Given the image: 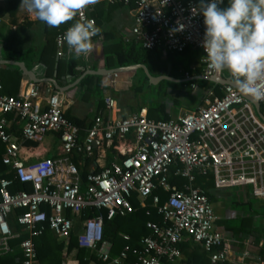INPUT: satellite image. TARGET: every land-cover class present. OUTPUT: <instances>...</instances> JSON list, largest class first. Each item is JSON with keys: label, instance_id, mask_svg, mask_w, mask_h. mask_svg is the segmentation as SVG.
<instances>
[{"label": "built area", "instance_id": "built-area-1", "mask_svg": "<svg viewBox=\"0 0 264 264\" xmlns=\"http://www.w3.org/2000/svg\"><path fill=\"white\" fill-rule=\"evenodd\" d=\"M100 2L132 5L134 23L130 32L143 48L160 47L170 52L198 48L203 75H217L208 68L201 46L205 24L200 0ZM88 19L95 20L86 9L72 23ZM72 23L55 36L57 56L68 52L63 35ZM115 76L113 72L111 82ZM184 77L189 78L188 72ZM190 85L195 87V83ZM219 90L220 94L209 90L195 110L171 119H152L144 111L124 117L95 116L82 139L78 126L64 115L57 91L46 97L44 107L37 84L30 80L16 95L0 93L1 161L13 174L7 177L0 171V257L12 253L15 246L11 240L25 233L18 244L21 264H34V237L48 228L66 243L75 222L80 221L81 229L75 233L78 246L96 251L106 264H170L181 257L180 244L185 239L201 245L212 263L227 260L226 239L214 226L217 216L206 190L196 184V177L211 176L217 189L238 188L264 199V121L234 86L222 84ZM104 103L111 114L117 110L113 98L106 96ZM258 103L264 115V101ZM9 120L20 125L19 135L10 131ZM48 133L58 134L60 156L28 160L21 154L26 141L39 144ZM115 139L124 142V147L117 149L121 157L89 172L82 181L69 161L70 154L75 151L91 156L94 141L111 145ZM171 175L183 179L179 187L171 188ZM15 182L30 188L12 190ZM157 189L167 192L164 200H160ZM132 194L142 205L149 199V206L161 221L147 220L145 226L150 233L139 239L138 246L127 242L111 255V244L103 238L104 218L135 210ZM88 211L96 213L83 217ZM11 215L18 228L11 225ZM120 235L125 241L130 239L127 233Z\"/></svg>", "mask_w": 264, "mask_h": 264}, {"label": "crops", "instance_id": "crops-1", "mask_svg": "<svg viewBox=\"0 0 264 264\" xmlns=\"http://www.w3.org/2000/svg\"><path fill=\"white\" fill-rule=\"evenodd\" d=\"M5 1L0 0V6L5 5ZM20 4L21 0L12 13L2 12L0 14V60L21 61L26 69L35 72L37 77L44 78L45 81H32L38 86L41 105L44 107L46 97L57 91L63 101L64 115L74 124L77 123L81 139L86 135L95 116L124 117L134 112L144 111L147 117L152 119H156L157 114L161 113H165L166 118L171 119L182 112L195 110L203 102L209 90L217 94L216 88L220 92L219 88L223 83L204 78L200 51L192 47H188L184 52L160 49L157 55L150 53L145 60L134 63L144 64L152 77H167H162L157 81L150 80L143 68L137 66L114 71L116 76L113 82L110 81L113 72L102 74L91 72L90 70L100 72L112 67L134 65H120L116 63L115 58L116 50L130 44H135V46L139 44L133 40L130 32L134 23L132 5L99 2L90 6L87 13L94 17L96 25L101 28L102 32L93 38L94 50L77 57L70 55L69 52L63 56L56 54L55 36L72 21L59 27H49L33 19L20 8ZM176 54H181L184 60L175 59ZM71 61L72 67L69 65ZM185 72H188L189 78L184 77ZM90 75L92 77L86 78ZM215 76L223 79L228 77L220 74ZM49 78L65 88L55 89L53 83L48 81ZM0 79L2 83L0 93L10 95H16L24 82L30 80L18 66L2 62H0ZM195 80L201 81L195 82ZM102 81L106 86H102ZM190 83H195V87H191ZM187 90H190L193 95V98L188 100L191 106L194 105L193 108L188 110L182 107L177 108L175 105L181 101V97ZM106 96L113 98L116 102L117 110L112 114L105 106ZM9 124L12 125L9 126L10 131L19 135L20 125L11 120ZM96 142L91 156H84L75 151L69 156V161L74 164L81 179L83 173L87 175L91 171H98L101 166L108 164L113 158L121 157L117 149H122L124 142L117 139L111 145H106L104 141L96 140ZM59 143L56 133H48L39 144L26 141L20 151L23 156H28V160L40 157L57 158L61 153ZM6 169L7 173H11L7 167ZM213 192L217 196V199L211 202L216 205L217 219L214 225L216 230L219 231L217 221H220L221 217L227 220L234 218L240 220L239 225L230 227V229H228L229 226L228 228L221 226L225 234L220 233L225 237L228 245V259L218 262L260 264L264 261L259 256L260 248L264 249V238L260 236L259 228L264 226V217L254 212L255 209L251 202L247 203L250 200L249 192H240L243 196L242 200L233 201L232 205L225 202L224 190ZM234 204H241L240 210L234 209ZM77 222L73 230L74 234L81 229L80 221ZM249 226L251 232L245 231ZM120 234L122 232H119ZM53 236L57 238L54 234ZM106 241L111 244L110 241ZM183 242L194 243L189 239ZM181 252V257L176 261L180 264L185 261V253L187 254L183 250ZM244 252L247 254L241 261L240 258L243 257ZM92 263L96 262L89 261L85 264ZM210 263L214 264L211 261ZM62 264H78L77 248L74 247L69 252L63 251Z\"/></svg>", "mask_w": 264, "mask_h": 264}, {"label": "clouds", "instance_id": "clouds-1", "mask_svg": "<svg viewBox=\"0 0 264 264\" xmlns=\"http://www.w3.org/2000/svg\"><path fill=\"white\" fill-rule=\"evenodd\" d=\"M99 2L21 0L20 8L49 27H59ZM199 11L204 16L201 46L208 68L215 74L227 75L240 94L254 102L264 101V0H228L224 8L218 6V0H200ZM101 32L93 19L76 20L65 31L63 40L69 54L79 57L94 50L92 38ZM101 84L106 86L104 81Z\"/></svg>", "mask_w": 264, "mask_h": 264}, {"label": "trees", "instance_id": "trees-1", "mask_svg": "<svg viewBox=\"0 0 264 264\" xmlns=\"http://www.w3.org/2000/svg\"><path fill=\"white\" fill-rule=\"evenodd\" d=\"M19 1L20 0H6L5 5L0 6V14L2 12H7L9 14L12 13ZM222 2L218 3V6L224 8L225 5H222ZM160 49H161L160 47H156L155 49H152V51H150L148 49L143 48L140 43L137 46H135V44H130L125 48L116 50V55H115V58L117 60L116 63L120 65L139 63L145 60V58L150 53H154L155 55H157ZM187 49L188 48H185L183 52ZM199 51L201 56L202 52L200 49ZM69 65L70 67L73 66L72 61L71 63H69ZM89 77L92 76L91 75L86 76V78ZM196 81L198 82L201 80H195V82ZM215 90L217 94H220V92L216 88ZM10 117L11 116L9 115L8 118ZM166 117L167 115L165 113H161V114H157L156 119H167ZM3 149H4L3 144L0 142V171L4 172V175L7 177H13V174L6 172L7 171L6 166L1 161L3 155ZM85 177H86V173H83L82 175L83 181H85ZM182 180L183 179L176 178L171 175L169 178L171 188L173 189V187H179ZM196 184L200 185L206 190L210 202L215 201L217 199L216 196L217 192L215 191L216 192L215 193L213 191L221 190V189H217L214 187L211 176H209L208 178L203 176H197ZM84 186L85 183L83 182L82 188H84ZM23 187L26 189L30 188L28 184H19L18 182H15L14 186L12 187V190ZM156 193L159 194L161 201L164 200L167 196V192H165L163 189H157ZM130 201L132 206L135 208V210H133L132 212L126 213L125 215H115L110 219L104 218L103 238L111 242V247H110L111 255L118 253L123 247V245L127 242L131 246H138L139 239L142 236L150 233L149 229L145 226V222L147 220L161 221V217L158 214H156L155 209L149 206V199H146L144 201L145 205H142L140 200L137 198L136 194H132V196L130 197ZM247 203H250V200H248ZM252 209L253 208H251V210ZM16 212H19V210H17ZM95 213L96 211L93 212L88 211L82 216L85 217ZM261 215L264 217V213H261ZM10 219L13 228H18V226L14 222V215H11ZM228 229H230V227ZM245 231L251 232L250 226L248 227V230ZM119 232L129 234L130 239L128 241H125L121 237V235H119ZM260 233H261L260 236L264 238V231H261ZM24 237H26L25 233L21 234L19 238L11 240V244L15 246V249L12 253L1 256L0 264H12L17 260V258L19 260L18 261L19 264H21L22 254L20 248L18 247V244L19 241ZM33 243L36 250L37 264H62L63 251L69 252L74 247L77 248L78 264H85L89 261H94L97 264H106V262L98 258L96 251L78 246L76 235L73 232L70 234V237L67 240V242L64 243L58 240L57 238H55L52 234V231H50L47 228L41 235L33 238ZM180 248L184 252H187V254L185 253L186 256L185 261H182L183 264H193V263L211 264L209 261V257L207 255L208 253L198 243L183 242L180 244ZM129 256L133 259L132 255ZM259 256L261 257V259L264 260V249L260 248ZM170 264H180V262L179 263L173 262ZM214 264H224V262H215Z\"/></svg>", "mask_w": 264, "mask_h": 264}, {"label": "rangeland", "instance_id": "rangeland-1", "mask_svg": "<svg viewBox=\"0 0 264 264\" xmlns=\"http://www.w3.org/2000/svg\"><path fill=\"white\" fill-rule=\"evenodd\" d=\"M222 5H225V7H227L228 6V0H223ZM175 59H179L182 61L184 60L181 54H176ZM190 98H193V95H192L190 90H187V91H185L184 95L181 97V101L179 103H177L175 106L177 108L182 107L183 109H187V110L190 108H193L194 105L191 106L192 104L190 105L189 101H188ZM240 192H241V190H238V188H225L224 189L225 198H226L225 202L227 204L232 205L233 201L236 202L239 199L242 200L243 196L241 195L242 192L241 193ZM249 198H250L251 205L255 209L254 212L259 213L260 215H261V213H264V200L252 197L251 195L249 196ZM211 205L214 208V211L216 213V205L214 203ZM234 206H235L234 209L240 210L241 204H237V205L234 204ZM77 223L78 222L76 221L75 225H77ZM217 224H219V232H221L222 234H225L222 231V227H226V228H228V226L229 227H233V226L236 227V225L240 224V220H239V218L227 220V219H224L223 217H221L220 221H217ZM263 227L264 226L259 228V231H264Z\"/></svg>", "mask_w": 264, "mask_h": 264}, {"label": "water", "instance_id": "water-1", "mask_svg": "<svg viewBox=\"0 0 264 264\" xmlns=\"http://www.w3.org/2000/svg\"><path fill=\"white\" fill-rule=\"evenodd\" d=\"M0 62H2V63H4V64H14V65H16V66H18L21 70H22V72L31 80V81H34V82H41V81H45V79L44 78H39V77H37V75H36V73L35 72H33L32 70H28V69H26V67H25V65L23 64V62H21V61H14V60H0ZM141 67V68H143V70L145 71V73H146V75L150 78V80H153V81H157V80H159L160 78H167L166 76H158V77H152L149 73H148V71H147V69H146V67H145V65L144 64H134V65H129V66H126V67H120V66H118V67H112V68H109V69H104V70H102V71H97V70H90L91 72H93V73H99V74H102V73H108V72H114V71H117V70H121V69H124V68H131V67ZM205 79H208V80H210V81H214V82H217V83H223V84H231L232 86H234L235 87V85H234V83H233V81L229 78V77H227L226 79H223V78H219V77H217V76H211V77H204ZM48 81H50V82H52L53 83V85H54V87H55V89H58V90H63L65 87H60L58 84H56V82H55V80H53L52 78H49L48 79ZM71 86H72V84H71ZM236 88V87H235ZM245 98H247L252 104H253V107H254V109H255V111H256V113L258 114V116L264 121V115L260 112V107H259V103L258 102H254L252 99H251V97H248V96H246V95H243ZM97 142L96 141H94V145L96 144Z\"/></svg>", "mask_w": 264, "mask_h": 264}]
</instances>
